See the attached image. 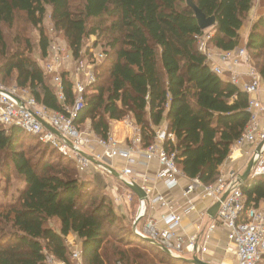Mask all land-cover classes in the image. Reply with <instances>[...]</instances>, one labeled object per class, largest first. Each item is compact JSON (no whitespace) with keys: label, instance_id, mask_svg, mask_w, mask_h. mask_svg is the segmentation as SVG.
<instances>
[{"label":"trees","instance_id":"trees-1","mask_svg":"<svg viewBox=\"0 0 264 264\" xmlns=\"http://www.w3.org/2000/svg\"><path fill=\"white\" fill-rule=\"evenodd\" d=\"M194 3L216 17L209 32L187 0H0V77L27 88L52 110L66 113L75 105L68 72L62 73L60 99L53 75L32 56L25 32L17 44L6 40L4 28L14 29L23 20L38 29L45 58L51 38L44 20L50 9L54 31L75 58H83L92 36L94 46L106 53L75 124L82 128L90 120L94 135L107 139L111 123L130 116L141 127L142 147H148L156 128L166 123L176 141L165 148L175 153L178 167L187 177L212 184L251 113L249 95L212 71L200 43L208 35V47H241L254 0ZM246 46L264 80V13L252 25ZM32 142L35 149L26 148ZM0 174L16 175L23 183L15 199L0 201V264H49L50 257L69 262V235L82 244L85 264H190L137 235L133 222L117 214L94 180L80 175L73 157L22 127L0 123ZM241 187L247 207L264 200V177Z\"/></svg>","mask_w":264,"mask_h":264},{"label":"built area","instance_id":"built-area-1","mask_svg":"<svg viewBox=\"0 0 264 264\" xmlns=\"http://www.w3.org/2000/svg\"><path fill=\"white\" fill-rule=\"evenodd\" d=\"M96 38V37H95ZM209 38V36H206ZM208 39L201 40L200 50L207 55L208 63L214 73L240 87L249 95V124L237 141L231 146V153L243 150L248 163L254 159L250 180L264 177V103L260 94L264 93V80L258 73L252 56L247 48L239 47L234 51L211 49L207 46ZM94 42L88 45L89 60L75 58L64 46L52 44L48 50L43 68L55 74L54 81L59 90L60 99H64L63 72H69L68 66L75 59H80L77 67V77L73 81L76 103L67 112L52 110L37 102L27 88L15 86L7 89L0 84V123L6 128L19 126L37 135L46 143L59 147V150L76 160L81 172L87 165L104 164L112 167L114 160L121 158L124 166L120 172L129 177V183L139 184L147 193L146 199L139 200V211L133 222L134 232L154 244L167 248L168 254L175 258H192L197 255L201 260L214 263L207 254L212 239L219 228L226 230V242L223 259L217 264H264V200L258 207L246 205V196L242 190L241 169L227 165V160L221 166V175L212 184H204L199 179L187 177L178 167L175 153H169L165 145L175 142L176 137L166 123L156 128L153 142L148 147H142L141 127L136 123V134L126 143L119 142L111 133L107 139L86 138L75 124L84 94L88 85L96 80V68L106 58L105 51ZM98 48L100 50H98ZM85 51L82 52L83 57ZM243 66L245 69H240ZM84 78V82L82 80ZM71 77V76H70ZM72 79V78H71ZM46 122L55 128L62 137L47 128ZM91 135L94 133L90 132ZM67 139L72 145L67 143ZM90 143L98 144L104 150L102 154L86 155L84 147ZM262 145L261 150L257 151ZM94 159V161L92 160ZM143 159L144 161H141ZM156 161L159 168L154 178L140 170V165L149 166ZM155 182L150 186L151 181ZM186 180V185L182 182ZM161 183L167 190L181 188L184 203L177 205L178 198H169L160 192L156 186ZM229 192L223 200V196ZM210 200L209 207L200 212V220L195 224L192 233L181 232L183 220L197 212L195 200ZM217 202L220 208L215 217L209 214V209ZM166 209L160 219H156L151 211ZM151 216V217H150ZM143 226L140 228V223ZM67 243L72 247L70 261L49 258V264H85L82 244L75 237L68 236ZM163 249V248H162ZM164 250V249H163ZM118 264H122L119 262Z\"/></svg>","mask_w":264,"mask_h":264},{"label":"rangeland","instance_id":"rangeland-1","mask_svg":"<svg viewBox=\"0 0 264 264\" xmlns=\"http://www.w3.org/2000/svg\"><path fill=\"white\" fill-rule=\"evenodd\" d=\"M263 13H264V0H254L253 8L248 14L245 24L241 30L242 38H244V43L241 47H245V48L247 47L246 40H247L248 33L250 32L252 25L259 19V17ZM44 28L50 34L51 45L59 44V45H64L66 47V44L64 43L63 38L60 35H58L52 27L50 9L44 20ZM210 30L211 29H208L207 32H209ZM4 31H5V36H6V40L8 44H17V41L20 40V37H22L23 32H25L24 34L28 36V38L32 41V44L34 46L32 56L36 60H38L40 66L42 67L44 66L43 62L46 58H42L40 56V51L38 47V42H39L38 29L33 28L29 26L28 24H26L23 20H20L18 24L16 25V28L12 29V28L6 27L4 28ZM206 36L208 35L204 36L205 39H209V38H206ZM95 40H96L95 36H92L89 40H87L86 43L87 45H90ZM207 46H208V43H207ZM99 48L98 50H100ZM208 48H211L213 50L216 49L214 47H208ZM88 52L89 51H85V54L83 58L81 59V61L86 63L89 60ZM78 60L80 59H75L74 62H72L70 66H68L72 80L76 79L77 77V67L79 66ZM51 75H53V78H55L56 76L55 74H51ZM82 80L84 82L83 76H82ZM0 84H2L7 89H10L16 86V84L13 82L11 78L3 79V77H0ZM123 121H124L122 123L123 127H120V128L125 130V136H123L121 143H126L127 140L131 137V135L134 136L136 134L135 133L136 125H135L134 119L130 116H128ZM115 124L117 126V122L111 123V134L114 137L116 136L114 133L115 132L114 130H116V128H114ZM79 130L83 133V135L86 138H89L91 140H93L94 137H97L96 135H91L90 133L92 132L90 120L87 121L84 127L82 128L79 127ZM34 144L36 143H33V142L27 143L26 148L32 147V150L35 149L37 145H34ZM55 147L58 148L59 150V147L57 146ZM84 150L89 154V156L93 155L94 153L99 155L104 152V150L100 148L98 144L95 145L93 143L86 145L84 147ZM57 155L58 154H56L55 156ZM95 172H97V175L95 174ZM80 175H82L83 177H87V178L90 177L92 180H94L96 185L99 186L101 190L105 192L112 199L113 207H114V210L117 212V214L121 215L120 217H123L125 221L127 222H134L138 214L140 205H139V202L133 196H131V194L128 191L124 189V183L128 182L127 180H125V178L117 179L114 177L113 174H111V172L106 168L104 164H101V166L99 165L95 166L93 162L87 165V167L85 168V171L83 172L80 171ZM21 186H23V183L16 175H11V177L9 178V177H5L2 174H0V201H9L11 199H15L18 196V188H21ZM141 227H142V224H140V228Z\"/></svg>","mask_w":264,"mask_h":264},{"label":"crops","instance_id":"crops-1","mask_svg":"<svg viewBox=\"0 0 264 264\" xmlns=\"http://www.w3.org/2000/svg\"><path fill=\"white\" fill-rule=\"evenodd\" d=\"M240 69H245L243 66L240 67ZM260 99L263 101L264 103V93L260 94ZM124 121H120L117 122V126L115 124L114 128H116V130H114L115 132V138L118 139L120 142H122L123 136H125V130L121 129L120 127H123V123ZM93 133V132H92ZM86 155H89L85 150H84ZM95 154V153H94ZM93 154V155H94ZM90 155V156H93ZM141 161H144L143 159H141ZM247 163H248V158L247 155L245 154V151L243 150H236L235 153H231L229 158L227 159V165L229 167H234L235 169H241V170H246L247 168ZM124 160L121 158H117L114 160L113 166L110 168H113L115 170V172H117L118 175H115L113 172H111V174L114 175L115 178H125V180L129 181V177H125L124 175H122V173L120 172V167L124 166ZM99 164H95V166H98ZM101 166V165H100ZM140 170L142 171H146L151 178H154L157 169L159 168L158 163L156 161L151 162V164L149 166L146 165H140ZM109 167V166H108ZM222 168V167H221ZM95 174L97 175V172H95ZM97 177V176H95ZM186 180L182 182V185H186ZM150 186H154L155 182L152 180L149 183ZM158 190L166 195L169 196V198H178L177 205H182L184 203V198L182 197V190L181 188H177L174 191H169L167 190L160 182L156 184ZM124 189L126 191H128L131 196H133L135 199H137L138 201L140 200V198L137 196V194H135L126 184V182L124 183ZM196 204H197V212L193 213L189 216H187L182 223V228L180 229L181 232H187V233H192L195 230V224L196 222H198L200 220V212L204 211L205 209H207L209 207V204L211 203L209 199L206 200H200L199 198H197L195 200ZM166 212V209H158L157 211H152V217H155L156 219H160L162 213ZM151 217V216H150ZM143 226V222L140 223ZM72 237H74L73 235H70ZM226 230L219 228L214 236V239H212V242L210 244V248H209V252L207 254V256L212 259V261L217 264V261H221L223 259L224 256V246H225V242H226ZM80 243V242H79ZM228 264V263H227Z\"/></svg>","mask_w":264,"mask_h":264},{"label":"water","instance_id":"water-1","mask_svg":"<svg viewBox=\"0 0 264 264\" xmlns=\"http://www.w3.org/2000/svg\"><path fill=\"white\" fill-rule=\"evenodd\" d=\"M188 5L193 8V10L195 11V16L198 20V23L200 25V27L203 30H208V29H212L216 26L217 24V19L215 16H206L205 13H203V11L194 3V0H187ZM43 124L49 128L50 130H52L54 133H56L58 136L62 137L61 134L52 126H50L49 124H47L46 122H43ZM67 143L69 145H72L71 141L67 139ZM262 145H260L257 149V151L261 150ZM94 161V159H92ZM255 165V160L252 159L246 170L244 171V173L241 176V180H242V184L246 183L251 176L252 173V169L253 166ZM110 172H113L115 175H118L117 172H115V170L113 168L110 167H106ZM127 186L135 193L137 194V196L140 199H146L147 198V193L142 189V187L139 184H131L129 182H126ZM229 192H227L224 196H223V200H225V198L228 196ZM220 208V202L215 203L210 209H209V214L212 217H215L218 210ZM164 249V251L168 254V250L165 247H162ZM184 261L190 263V264H215V263H211V262H207V261H203L201 260L197 255H194L192 258H181Z\"/></svg>","mask_w":264,"mask_h":264}]
</instances>
